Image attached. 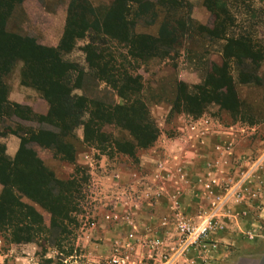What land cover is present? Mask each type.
<instances>
[{"label": "rangeland", "instance_id": "374dc122", "mask_svg": "<svg viewBox=\"0 0 264 264\" xmlns=\"http://www.w3.org/2000/svg\"><path fill=\"white\" fill-rule=\"evenodd\" d=\"M2 1L5 7L2 18H5L0 33L9 43H15V47L34 43L40 55L43 50L58 49L62 41L74 42L69 52H61L63 61L76 67L66 78L69 87L78 85L73 88L72 97L82 95L100 106L89 103L87 112L72 107L71 113L76 119L73 127L49 147L36 143L31 136L35 133L32 134L33 129L52 127L32 120L31 116L21 121L8 103L20 101L33 116L46 115L48 105L38 98L34 89L20 83L24 68L20 59L12 63L8 72L0 63V93L4 97L9 94L11 100L0 107V140L10 138L8 144L17 143L19 148L20 140H25L24 156L29 160L24 165L26 194L35 192L32 186L35 187L33 179L37 171H34L33 159L43 164L44 170L39 174L45 185V188L41 185L43 189L37 196L27 197L15 191V196L25 205L27 215L21 225L24 231L21 234L16 230L18 221L14 219L10 220L9 227L0 230V264H97L132 231L127 219L134 221L133 215L141 211L154 214L155 200L160 197L169 198L172 214L181 213L194 222L204 214L214 217L213 228L204 243L215 244L218 240L214 238L220 237L227 229L226 224L233 222L239 233L234 239L238 238L241 246L232 249L227 244L230 249H225L224 255L232 258V264H264V218L256 223L258 233L252 235L247 223L235 224L229 211L238 203L247 208L246 202L264 192V88L253 90L244 86L238 76L241 71L242 80L246 81L261 75L263 82L264 57L259 67L247 60L242 66L233 59L224 61V39L212 38L207 32L215 28L213 16L209 12L208 21L201 24L193 17V7L187 0L175 3L127 0L128 36L136 33L157 37L159 32H169L167 37L172 38L171 42L159 46L157 55L142 57L134 56L126 43L96 31L95 27L88 29L83 39L74 40L66 34L74 30L69 26L72 17L85 15L88 23L100 22L115 0ZM216 7L219 19L224 18V9L225 17L230 18L225 26L226 37L248 36L264 50V0H219ZM86 44L90 45V51L82 49ZM96 54L110 60V68L113 66L115 70L109 74L117 81L123 83L125 76L138 78L139 88L133 94L128 93L126 106L115 87L106 81L108 75L89 67L85 61L88 55L95 62ZM41 66V57L37 56V61L25 67V71L28 68L37 77L34 80L29 74L28 81H40L37 69ZM77 70L82 72L79 81L75 80ZM179 82L182 83L180 91ZM183 95L193 97L199 112H188L182 102L177 103ZM135 99L145 104V114L131 131L126 128L129 111L125 109ZM97 108L102 110V116L88 114V111L97 113ZM88 119L86 133L83 123ZM5 130L14 131L15 137H9L11 134ZM220 130L229 133L227 139L218 141L208 137V132ZM152 136L154 141L142 147ZM237 142L252 148L253 152L236 153ZM183 146L196 151L198 147L225 151L223 165L208 161L211 164L205 165L204 176L197 179L201 185L192 194L203 189L205 203L194 215L181 210L178 201L185 190L181 186L186 176L184 159L168 152ZM151 148L154 152L150 153L149 160L153 168L140 162ZM6 156L9 160L14 158ZM172 161L176 164L175 170L169 168ZM172 214L159 218L160 225L169 227L170 232L176 218L174 214L171 219ZM164 221L166 224H162ZM239 226H242L240 230ZM251 241L257 244L249 245ZM196 252L194 248L189 255L191 264H201L197 255H193Z\"/></svg>", "mask_w": 264, "mask_h": 264}, {"label": "trees", "instance_id": "16d2710c", "mask_svg": "<svg viewBox=\"0 0 264 264\" xmlns=\"http://www.w3.org/2000/svg\"><path fill=\"white\" fill-rule=\"evenodd\" d=\"M141 1V0H140ZM172 3H175L176 0H170ZM219 0H204L205 7L209 10L211 15L213 16L212 23H215V28L213 31H207L208 36L212 38L224 39L225 44L223 47V59L224 61L233 59L235 60L237 65L242 66L243 62H250L254 64L255 67H259L260 61L264 57V50L261 49L260 46L255 45L248 36H240V37H226L225 36V26L226 23H230V18L227 16L226 11H222L224 18L219 19L218 14L215 12L216 3ZM126 2V3H125ZM115 4L109 9V13L101 19L97 21H93L88 23L87 19H85V15L80 18H73L69 23V26L73 27V31L66 33L69 36L74 37L76 39H83L86 35L88 29H93L95 27L96 31L101 30L104 34L118 39L120 42H124L128 45L129 49L131 50L130 53L134 51V56L142 57L144 55L153 56L157 55L159 46L164 45L166 43L171 42L172 38L167 37L170 35L169 32H159L157 37H152L146 34H132V36H128L126 34V25L128 22L127 15H128V5L127 0H115ZM187 6L188 3L186 2ZM141 9L140 3L137 4ZM223 6V5H222ZM85 9L83 6H81ZM3 1L0 0V28L3 25V18H2V9H4ZM4 14V13H3ZM192 23V21H190ZM123 25V26H121ZM111 26V27H110ZM121 26V27H120ZM110 27V28H108ZM175 30L172 27V32ZM205 28L203 29V31ZM71 31V28L70 30ZM68 32V31H67ZM71 37V38H72ZM62 42L65 44H62ZM59 43V47L57 48H50L48 50H43L40 55H37V45L31 43L28 47H15V43H9V40L1 35L0 33V63L5 68L6 72L9 71L10 66L12 63L18 59L23 62L24 68L21 72V82L28 86H33L38 92H40L41 96L47 101L48 110L46 115H32L33 113L30 112L29 109H25L26 107L21 106L20 104L16 103H8L7 96L4 97L0 93V107L2 104H9L14 108L12 111L15 116L22 120H28L31 116L32 120H35L39 123H47L49 124L52 129H45L44 127H36V130L33 129L31 135L32 138L36 143L46 145L49 147L50 144H55L58 142V139L65 131L69 130L74 125L75 117L73 116L72 107L78 109L83 112H87L86 106L90 103L93 106H100L98 103H94L90 101L87 97L82 95L73 96V88H78L77 84H73V87H69L66 78L69 73L75 70L74 65L67 64L68 62L63 61L61 57V52H69L73 46L74 42H65L62 41ZM174 42V41H173ZM9 44L11 46H9ZM73 44V45H72ZM90 45L86 44L83 46L82 49L89 50ZM91 51L92 48H91ZM95 52V51H93ZM94 55V53H92ZM37 56L41 57L43 66L38 68V73L40 77V81L38 83H32L28 81L27 77L29 74H32V71H25L26 66L32 65L34 61H37ZM104 55L100 57L99 54H96L94 57L95 62L92 61L90 56H85V61L90 65L89 67H96L97 71H100L103 75H108L106 81L115 87L117 94L125 100V106L128 102V93L133 94L136 92V88H139L138 78L137 77H130L125 76L124 82H119L113 78L111 74V70H115L112 66L110 68L109 59L104 60ZM102 61V63L100 62ZM226 65V64H225ZM71 71V72H70ZM1 73V72H0ZM242 72L239 71L238 76L241 83H247L251 81L260 82L259 78L255 79L256 77L247 78L246 81L242 80L243 75ZM242 75V76H241ZM82 77L81 70L76 71L75 80L79 81ZM32 78L35 80L37 79L36 75L32 74ZM180 87L178 90H181L182 83L179 82L178 84ZM2 87L0 85V91ZM183 92V90H182ZM210 97V96H208ZM193 97L190 95H183L181 99L177 100V103L182 102L183 107L188 112H199V108L196 109L194 106ZM212 98V97H211ZM73 100V101H72ZM213 100V98H212ZM128 107L125 109L129 111L127 114L128 117L125 119L127 121L128 126L127 129H132V126H138L139 123L142 121L141 117L145 114V104L141 103L140 101L136 100L133 103L127 104ZM124 106V105H122ZM118 107V108H117ZM117 109L122 108L121 106H117ZM26 110V111H25ZM96 111L88 114L102 116L103 112L100 108L95 109ZM9 113V112H7ZM85 131L88 133V126L90 124L89 119L86 120L84 123ZM15 134L14 131L5 130L6 133ZM57 131V132H56ZM132 131V130H131ZM85 133V132H84ZM85 138L88 139V135L84 134ZM155 136H152L150 140L145 145H141L145 147L146 145H150L153 142ZM20 148L18 150L12 160H9L5 155V147L3 143H0V230L9 227L10 220L18 221L15 228L18 232L22 234L24 229L21 227L23 223H25L24 216H26V212L24 211L25 205L20 201L19 197H16L15 194L18 190L19 193L28 196H37L40 192L42 181V175L39 174L40 171L44 170L43 164L38 159H33L34 162V171L36 172V176L33 179L35 182V187L32 186L35 192L31 195H27V189H24V179L26 177V172H24V165L29 161L28 157L24 156V143L25 140L22 138L20 140ZM31 160V158H30ZM39 174V175H38ZM45 188V185H42ZM37 202L38 200L35 199ZM18 240L21 238L18 237Z\"/></svg>", "mask_w": 264, "mask_h": 264}, {"label": "crops", "instance_id": "0c3cea01", "mask_svg": "<svg viewBox=\"0 0 264 264\" xmlns=\"http://www.w3.org/2000/svg\"><path fill=\"white\" fill-rule=\"evenodd\" d=\"M187 1L193 7L192 8L193 17L196 18L201 24H206V22L209 19V10L205 7L204 0H187ZM257 76L260 79L259 80L260 82L251 81V82L245 83L244 86L252 87L253 90L264 88V81L261 82L262 76L261 75H257ZM20 83L25 87L34 89V91H36V94L38 95V98L47 104V101L44 99L43 96H41V94L35 88H33L32 86L23 84L21 82V78H20ZM7 99L11 101L9 98V94L7 95ZM11 102L16 103V104H23L17 100L11 101ZM208 133L210 134V136H208L210 139H215L218 141L227 139L226 135L229 134L225 130L224 131L222 130L212 131ZM9 137H15V134L11 133ZM9 140L10 138L7 140L6 138H4V140H0L1 141L0 143L4 144L5 154L8 155L10 158H13L18 150V144L15 143L10 146V144H8ZM153 148H151L148 153L143 154L144 155L143 161H140L142 164L144 163L145 166L146 165L151 166L150 168H153V164H151L150 162L151 160H149L151 159L150 153L154 152L152 151ZM221 149H224V148H221ZM168 150H170V148H168ZM172 150L174 149L172 148ZM234 151L236 153L240 152L239 154L250 155V153L253 152V149L249 148L248 146L245 147V144L243 145L242 142H237L236 147L234 148ZM168 152L171 155H174V154L181 155L182 161L184 159L183 163H185V166L183 167L186 169V176L184 174L183 176L184 181H182L181 186H182V189L184 188L185 190L183 191L184 193L181 195L178 201L180 202L181 210L186 212L188 215H194L200 208L204 207L203 204L205 203L204 201L205 196H204L203 189H201L202 192L198 191L197 194H192V191L195 190L196 187H200L201 185L199 183L200 180H197V179H200L204 176V172L206 169L205 165L211 164L209 162H212L213 164L218 163V164L223 165V163L225 162L223 159V155L225 154V151L220 150V149L216 150L214 149V147H204V148L198 147V151H196L195 149L184 148L183 146L179 149L177 148V150L175 148V151H168ZM176 157L177 156H174L173 158H176ZM147 161H149L150 163L147 164ZM206 162L208 164H206ZM174 164L175 162L172 161L169 167L170 170H175L176 164L175 165ZM196 180L198 183H196ZM257 196H258L257 199L251 202H246V203H249L247 208H245L244 206L238 203L235 206H231L230 207L231 209L229 210L230 214L233 215L234 217L233 221L235 222V224H238V222L239 224L241 223V225L243 223L244 224L247 223V227L250 231H252L251 232L252 235H256L258 233L255 227L257 226L256 223L262 222L264 218V207L261 206L262 204H264V192L259 193V195ZM171 206L172 205H171V201L169 200V198L166 199L165 197H160L159 199L155 200L154 214H148L144 211H141V214L139 215L138 213L134 214L133 215L134 221L132 220L133 226L131 224L129 228L130 229L131 227L135 228L133 230V233H135L136 236L145 235L146 233L150 231L154 232V234L163 236L165 233L170 232V228L167 226L166 227L161 226L159 218H161L162 215H165V216L171 215L173 212L170 208ZM174 214L175 213H173L172 216H170L171 219L173 218ZM225 223H226V220H225ZM232 223L233 222L227 223L226 224L227 229H225V231L221 233V236L214 238L215 241L218 240L214 242L215 244H207L203 242L202 244L198 245L195 248V251L197 252L196 254H193V255L194 256L197 255L198 260H200L201 264H203V262H205L204 264H232V260H231L232 258H227L228 254L224 255V252L226 251L225 249H230L229 245L227 244H230V246H232V249H236V247L241 246V243L238 240V238L234 239V237L236 235L238 236L239 233L236 227ZM123 226L125 227L124 229H126L127 231H130L128 230L126 225H123ZM241 227L242 226H239L238 229L240 230ZM124 242H127V237L125 238L123 237L118 243H124ZM132 243L136 244V242H132ZM248 244L255 245L257 243L251 241ZM135 248H136V252L143 253V248L141 246L136 245Z\"/></svg>", "mask_w": 264, "mask_h": 264}, {"label": "built area", "instance_id": "2783aa9c", "mask_svg": "<svg viewBox=\"0 0 264 264\" xmlns=\"http://www.w3.org/2000/svg\"><path fill=\"white\" fill-rule=\"evenodd\" d=\"M175 216L173 229L163 236L154 233L136 236L132 228L127 242L116 243L112 253L97 264H191L189 255L211 232L214 217L204 214L194 222L178 212ZM127 222L132 224L129 218ZM136 245L143 248V253L136 252Z\"/></svg>", "mask_w": 264, "mask_h": 264}]
</instances>
